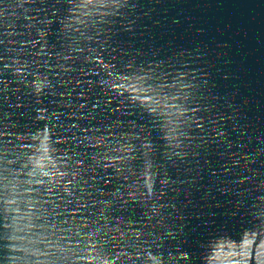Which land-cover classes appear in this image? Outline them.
<instances>
[{
  "label": "water",
  "instance_id": "95a60500",
  "mask_svg": "<svg viewBox=\"0 0 264 264\" xmlns=\"http://www.w3.org/2000/svg\"><path fill=\"white\" fill-rule=\"evenodd\" d=\"M0 264H264V0H0Z\"/></svg>",
  "mask_w": 264,
  "mask_h": 264
}]
</instances>
